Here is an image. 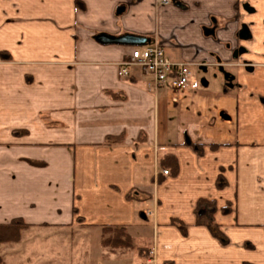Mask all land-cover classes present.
<instances>
[{"label":"crops","instance_id":"obj_1","mask_svg":"<svg viewBox=\"0 0 264 264\" xmlns=\"http://www.w3.org/2000/svg\"><path fill=\"white\" fill-rule=\"evenodd\" d=\"M100 35L160 44L199 89L121 78L137 46ZM263 100L264 0H0V225L125 227L150 241L146 264H264ZM202 200L225 244L197 225Z\"/></svg>","mask_w":264,"mask_h":264},{"label":"rangeland","instance_id":"obj_2","mask_svg":"<svg viewBox=\"0 0 264 264\" xmlns=\"http://www.w3.org/2000/svg\"><path fill=\"white\" fill-rule=\"evenodd\" d=\"M177 96L164 93L162 104L175 107L180 103ZM78 223L72 229L24 233L21 244L1 249L5 264H146L150 241L138 240L131 249L114 250L102 245L105 226L99 233L85 228L82 220Z\"/></svg>","mask_w":264,"mask_h":264},{"label":"trees","instance_id":"obj_3","mask_svg":"<svg viewBox=\"0 0 264 264\" xmlns=\"http://www.w3.org/2000/svg\"><path fill=\"white\" fill-rule=\"evenodd\" d=\"M6 54L2 53L1 58ZM123 142L121 136H108L105 140L106 145H117ZM216 146H212L215 148ZM198 153L203 149L202 146H195ZM160 167L163 170H168L170 176H175L178 173V163L174 155H165L160 161ZM227 186V182L223 177V173H220L217 179V188L222 190ZM127 198L129 200L133 199L132 193H130ZM202 205L208 206V212L200 214ZM200 207V208H199ZM197 209V225L207 227L212 235L217 238L221 243L225 244L227 242L226 237L221 232L219 226L214 221V213L216 211V205L213 202H207L202 200L199 203ZM224 213H228L229 209L226 207ZM172 223L177 225L179 229L185 233L186 226L177 220H173ZM30 229V226L25 224L21 219H14L11 223L6 225H0V251L2 247L13 246L20 243L23 239V235L26 231ZM102 245L106 247H111L114 250H126L131 249L134 245L133 236L129 233L128 229L125 227H115V226H105L102 228L101 233ZM0 264H5L2 254L0 253Z\"/></svg>","mask_w":264,"mask_h":264},{"label":"built area","instance_id":"obj_4","mask_svg":"<svg viewBox=\"0 0 264 264\" xmlns=\"http://www.w3.org/2000/svg\"><path fill=\"white\" fill-rule=\"evenodd\" d=\"M160 5H171L174 0H157ZM131 68H138L144 74L152 77L156 88L169 83L175 91L198 90V84L193 77V65L189 63L172 62L165 54L164 48L158 43L132 47L128 60L119 65V76L128 78ZM165 175L169 172L165 171Z\"/></svg>","mask_w":264,"mask_h":264},{"label":"water","instance_id":"obj_5","mask_svg":"<svg viewBox=\"0 0 264 264\" xmlns=\"http://www.w3.org/2000/svg\"><path fill=\"white\" fill-rule=\"evenodd\" d=\"M249 36L247 28H244L240 33V38L245 39ZM97 41L103 44H120V45H132L143 46L148 44L149 40L143 37L125 35L122 37H112L108 35H100L97 37Z\"/></svg>","mask_w":264,"mask_h":264},{"label":"flooded vegetation","instance_id":"obj_6","mask_svg":"<svg viewBox=\"0 0 264 264\" xmlns=\"http://www.w3.org/2000/svg\"><path fill=\"white\" fill-rule=\"evenodd\" d=\"M194 66V65H193ZM195 67V66H194ZM264 101V100H263Z\"/></svg>","mask_w":264,"mask_h":264}]
</instances>
